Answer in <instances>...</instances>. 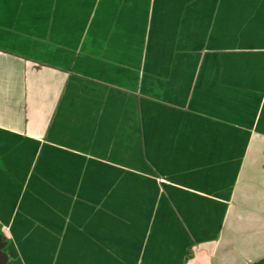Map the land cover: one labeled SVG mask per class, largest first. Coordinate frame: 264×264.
<instances>
[{
	"label": "crops",
	"instance_id": "1",
	"mask_svg": "<svg viewBox=\"0 0 264 264\" xmlns=\"http://www.w3.org/2000/svg\"><path fill=\"white\" fill-rule=\"evenodd\" d=\"M103 204H194L196 246L241 220L264 257V0H0V225L59 237L77 206L123 258Z\"/></svg>",
	"mask_w": 264,
	"mask_h": 264
},
{
	"label": "rangeland",
	"instance_id": "2",
	"mask_svg": "<svg viewBox=\"0 0 264 264\" xmlns=\"http://www.w3.org/2000/svg\"><path fill=\"white\" fill-rule=\"evenodd\" d=\"M166 179L156 177L157 182ZM167 181L171 182L168 179ZM122 188L124 187H120V191L116 195L119 196L120 201L125 202L127 193L122 192ZM138 194L141 199L142 193ZM192 197L193 195L189 193L188 200H192L191 203L193 202ZM250 205L252 204H243L241 209L237 210L234 206L230 207L232 220L245 218V216L240 217L239 213H242L247 215L246 220L250 226L258 224L259 221L249 219L253 212H257ZM70 207V211L65 213L64 229L59 237L57 235L46 237L47 233L43 230L45 227L34 228L35 224L44 222L39 218L32 219L37 222H32L33 226L29 225L28 231L24 234L16 235L14 226L11 225L12 221L8 226L0 225L3 236L8 239L5 248L9 254L7 264H179L187 256L184 264H249V261L260 259L243 258L246 255L259 254L256 250L253 251L247 247L250 243L258 245L260 234L255 233L258 237L253 239L242 237V230L247 229L243 226L244 223H240L241 220H238L239 227L229 228V236L217 240L216 244L208 243L202 247L196 246L190 227L194 221L191 216L194 212H192L194 204H103V219L110 220L113 224L119 222L120 230L133 224L134 240L127 241V231L129 230L120 232L119 246L123 247L122 250L120 249V256L123 258L111 257L106 252L108 243L102 244L104 247L100 253H96L100 249L98 243L89 244L92 251H85L84 243L77 242L79 238L75 229L79 224L77 206ZM90 213L94 214V212ZM234 214H238V216ZM261 214L264 215V211ZM132 218L134 223L130 221L128 225L122 221L124 219L129 221ZM30 221L26 220V224H29ZM42 230L44 234H41ZM131 233L132 231H129V234ZM54 237L59 240L55 242L41 241L47 238L53 240ZM226 239L228 241H224ZM180 253L181 256H179Z\"/></svg>",
	"mask_w": 264,
	"mask_h": 264
},
{
	"label": "water",
	"instance_id": "3",
	"mask_svg": "<svg viewBox=\"0 0 264 264\" xmlns=\"http://www.w3.org/2000/svg\"><path fill=\"white\" fill-rule=\"evenodd\" d=\"M7 244V241L0 240V264H6L8 260L7 253L3 250L4 246Z\"/></svg>",
	"mask_w": 264,
	"mask_h": 264
},
{
	"label": "flooded vegetation",
	"instance_id": "4",
	"mask_svg": "<svg viewBox=\"0 0 264 264\" xmlns=\"http://www.w3.org/2000/svg\"><path fill=\"white\" fill-rule=\"evenodd\" d=\"M0 240H2V241H7L6 240V238L3 236V234L1 233V231H0ZM8 243V242H7ZM6 246H7V244L4 246V248H3V250L5 251V248H6ZM6 252V251H5ZM7 253V252H6ZM7 255H8V253H7ZM8 260H9V256H8ZM8 260H7V262H6V264L8 263Z\"/></svg>",
	"mask_w": 264,
	"mask_h": 264
},
{
	"label": "trees",
	"instance_id": "5",
	"mask_svg": "<svg viewBox=\"0 0 264 264\" xmlns=\"http://www.w3.org/2000/svg\"><path fill=\"white\" fill-rule=\"evenodd\" d=\"M249 264H264V257H262L256 261L250 262Z\"/></svg>",
	"mask_w": 264,
	"mask_h": 264
}]
</instances>
